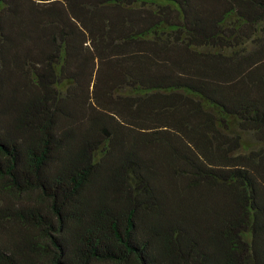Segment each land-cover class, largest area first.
Masks as SVG:
<instances>
[{
    "label": "trees",
    "instance_id": "16d2710c",
    "mask_svg": "<svg viewBox=\"0 0 264 264\" xmlns=\"http://www.w3.org/2000/svg\"><path fill=\"white\" fill-rule=\"evenodd\" d=\"M0 264H264V0H0Z\"/></svg>",
    "mask_w": 264,
    "mask_h": 264
}]
</instances>
